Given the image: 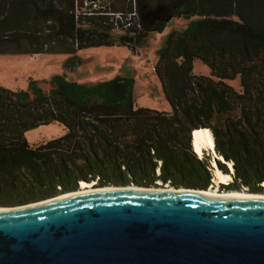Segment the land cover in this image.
Masks as SVG:
<instances>
[{"label": "trees", "instance_id": "16d2710c", "mask_svg": "<svg viewBox=\"0 0 264 264\" xmlns=\"http://www.w3.org/2000/svg\"><path fill=\"white\" fill-rule=\"evenodd\" d=\"M138 8L143 30L114 36L104 18L78 23L74 0H6L0 53L142 42L172 17L188 24L159 52L170 111L137 107L133 81L122 77L83 84L56 75L48 91L33 80L30 90L0 86V206L75 191L82 181L208 189L212 158L199 157L192 138L202 129L212 130L217 155L233 162L239 185L221 186L264 191V0H139ZM196 60L211 76L193 72ZM237 76L239 91L226 82ZM53 121L65 135L29 143L26 131Z\"/></svg>", "mask_w": 264, "mask_h": 264}, {"label": "water", "instance_id": "95a60500", "mask_svg": "<svg viewBox=\"0 0 264 264\" xmlns=\"http://www.w3.org/2000/svg\"><path fill=\"white\" fill-rule=\"evenodd\" d=\"M136 187L0 206V264H264V199Z\"/></svg>", "mask_w": 264, "mask_h": 264}, {"label": "rangeland", "instance_id": "374dc122", "mask_svg": "<svg viewBox=\"0 0 264 264\" xmlns=\"http://www.w3.org/2000/svg\"><path fill=\"white\" fill-rule=\"evenodd\" d=\"M136 1L138 6L139 0ZM5 3L6 0H0V11L5 9ZM124 5L120 4L119 6ZM88 23L86 22L85 24L83 22L85 25ZM187 24L188 20L183 17H172L162 31H149L147 37L142 42L85 46L76 51L62 50L39 54L0 53V86L10 90H30V82L33 80L40 87L48 91L51 88L50 81L56 75L64 76L68 81L83 84H94L122 77L133 81V96L137 107L170 111L171 104L157 71L159 52L172 31L174 29L184 30ZM112 32L114 36L127 34L126 32L117 30H113ZM193 72L197 75L211 76L210 68L201 60L194 61ZM226 82L237 91L241 90L240 76L226 80ZM65 134V126L58 121H53L26 131L25 137L30 144L36 145ZM209 155L212 158L210 165L213 172L212 184L214 185V159L212 154L208 150H205L204 154L199 157L205 158ZM227 168L231 173L230 166H227ZM232 176L233 181L231 183L234 182L235 187H237L239 182L235 180L234 173ZM94 184L95 188L100 187L97 181ZM221 185L222 183L218 184L221 192H250L248 191V187L245 186H242L240 190H230L223 188ZM262 185L264 187V183ZM158 188L168 190L176 189L169 184H160ZM78 190H81L80 184ZM252 193L264 194V191Z\"/></svg>", "mask_w": 264, "mask_h": 264}, {"label": "bare ground", "instance_id": "6f19581e", "mask_svg": "<svg viewBox=\"0 0 264 264\" xmlns=\"http://www.w3.org/2000/svg\"><path fill=\"white\" fill-rule=\"evenodd\" d=\"M192 138H193V146L195 148L196 153L199 156H202L204 154L205 150H208L210 153L211 151L215 152V137L213 135V132L211 129H202L198 132H196V134L194 133V135L192 134ZM220 158L223 159L222 156H218ZM228 165L231 168V173H225L224 171H222V169H219L218 164L213 161V170H214V185L211 186V188L202 191L201 193L212 196V197H232V198H242V199H250V198H261L264 199V194H255L252 192H233V191H225V192H221L218 188V184L220 183H230L233 181V176L232 174L234 173V167L233 164L231 162H227ZM218 167H217V166ZM95 181L92 182H86V181H82L80 183L81 185V190H77V191H72L69 193H64L61 195L56 196L55 198H50L48 200H43L40 202H35V203H31L28 206H24V207H32V206H36V205H40L49 201H53L56 199H60L63 197H67V196H72V195H78V194H86V193H92V192H98V191H109V190H119V189H141L139 187H136V185H133L131 187H127V188H122V187H115V186H105V187H99V188H95ZM166 188H171V187H166ZM175 188V187H173ZM151 189L154 190H158V191H172V192H178V191H182L183 188H176L173 190H168V189H163V188H158V187H152ZM8 207H0V211L2 210H7ZM10 209V208H9Z\"/></svg>", "mask_w": 264, "mask_h": 264}, {"label": "built area", "instance_id": "2783aa9c", "mask_svg": "<svg viewBox=\"0 0 264 264\" xmlns=\"http://www.w3.org/2000/svg\"><path fill=\"white\" fill-rule=\"evenodd\" d=\"M74 13L78 23L90 17H101L112 30L132 35L144 27L136 0H74Z\"/></svg>", "mask_w": 264, "mask_h": 264}]
</instances>
